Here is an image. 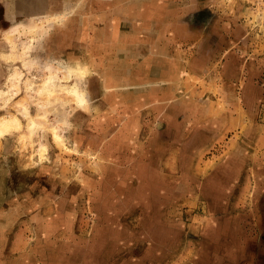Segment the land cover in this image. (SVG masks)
I'll use <instances>...</instances> for the list:
<instances>
[{
    "label": "rangeland",
    "instance_id": "obj_1",
    "mask_svg": "<svg viewBox=\"0 0 264 264\" xmlns=\"http://www.w3.org/2000/svg\"><path fill=\"white\" fill-rule=\"evenodd\" d=\"M44 5L0 0V264H264V0Z\"/></svg>",
    "mask_w": 264,
    "mask_h": 264
},
{
    "label": "crops",
    "instance_id": "obj_2",
    "mask_svg": "<svg viewBox=\"0 0 264 264\" xmlns=\"http://www.w3.org/2000/svg\"><path fill=\"white\" fill-rule=\"evenodd\" d=\"M48 3V1H47ZM45 4V0H24V10H25V16L28 17H34V16H45L48 12H50L49 10V5H47V7L44 5ZM46 9V10H43ZM57 13L58 11H52L51 13ZM11 13V12H10ZM159 33V32H157ZM75 35L74 33L71 35V42L69 41H65L64 43H61V41L59 42H55L51 43L52 45L49 46H57L55 47L54 51L55 52H62L61 49L67 48V47H74L76 46V43L74 41ZM60 39V37H59ZM63 39V38H61ZM61 47V49H60ZM86 133L93 135L94 137H97V142H93V141H89L87 146H89V148H98V147H102V146H107L108 142H105L104 139L101 140L100 139V135H98L97 131L94 130H85ZM107 130L104 131V133H106ZM98 135V136H97ZM107 135V134H106ZM81 143V142H80ZM86 145V144H84Z\"/></svg>",
    "mask_w": 264,
    "mask_h": 264
},
{
    "label": "bare ground",
    "instance_id": "obj_3",
    "mask_svg": "<svg viewBox=\"0 0 264 264\" xmlns=\"http://www.w3.org/2000/svg\"><path fill=\"white\" fill-rule=\"evenodd\" d=\"M67 72L69 73V76L72 75L71 70H68ZM73 92L76 95V98L78 99V101H80L81 103H85L87 101V98L85 97L84 93L81 92L77 87L73 88ZM23 113L24 115H28L29 110L27 108H23ZM21 126H22V122L17 116L12 117L11 119L0 120V136H3L4 134H8L10 130L15 129V128H20ZM54 137L57 143H59L60 146H62L63 145L62 137L56 133L54 134Z\"/></svg>",
    "mask_w": 264,
    "mask_h": 264
}]
</instances>
